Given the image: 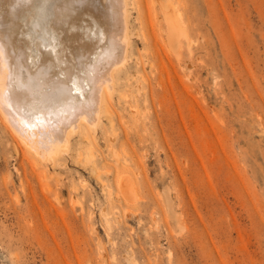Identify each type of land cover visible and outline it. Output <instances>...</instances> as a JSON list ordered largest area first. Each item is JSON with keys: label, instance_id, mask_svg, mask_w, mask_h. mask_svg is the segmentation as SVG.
<instances>
[{"label": "rangeland", "instance_id": "374dc122", "mask_svg": "<svg viewBox=\"0 0 264 264\" xmlns=\"http://www.w3.org/2000/svg\"><path fill=\"white\" fill-rule=\"evenodd\" d=\"M128 2L88 139L37 162L0 115V264H264V0Z\"/></svg>", "mask_w": 264, "mask_h": 264}, {"label": "bare ground", "instance_id": "6f19581e", "mask_svg": "<svg viewBox=\"0 0 264 264\" xmlns=\"http://www.w3.org/2000/svg\"><path fill=\"white\" fill-rule=\"evenodd\" d=\"M128 7V0H0V115L35 161H59L71 138L88 139L110 113L131 58ZM167 21L172 42L178 29ZM90 148L76 157L90 161Z\"/></svg>", "mask_w": 264, "mask_h": 264}]
</instances>
